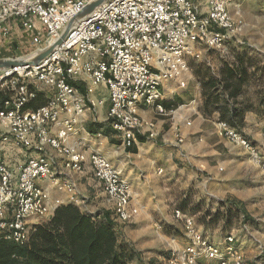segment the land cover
I'll return each instance as SVG.
<instances>
[{"label":"built area","instance_id":"1","mask_svg":"<svg viewBox=\"0 0 264 264\" xmlns=\"http://www.w3.org/2000/svg\"><path fill=\"white\" fill-rule=\"evenodd\" d=\"M97 1L0 0V51L18 30L32 49L8 58L24 60V65L0 71V239L6 242L24 246L34 227L53 217L64 204L54 191L80 204L73 178L86 163L82 146L90 135L88 111L105 104L93 98L98 87L109 91L108 122L127 149L140 136L156 139V118L174 113L163 104L165 86L186 90L189 59L201 56L198 47L219 51L243 45L233 39V15L250 0H207L206 10L198 0H110L81 17ZM48 49L53 50L44 60L30 64L31 57ZM42 91L46 103L27 109ZM142 109L154 119L141 117ZM216 131L257 156L252 142L227 122L216 123ZM8 151L26 155L17 170L10 166ZM258 160L264 169V157ZM90 162L115 208L116 222L133 221L139 209L133 206L129 181L106 156L93 152ZM174 219L185 223L189 243L172 264H245L237 237L216 244L181 210H175Z\"/></svg>","mask_w":264,"mask_h":264},{"label":"rangeland","instance_id":"2","mask_svg":"<svg viewBox=\"0 0 264 264\" xmlns=\"http://www.w3.org/2000/svg\"><path fill=\"white\" fill-rule=\"evenodd\" d=\"M233 20V39L243 45L230 44L219 51L198 47L201 56L189 59L188 84L183 93L194 100L187 105L197 107L195 74L210 72L218 77L219 70L244 60L252 77L239 101L248 102L258 115L245 120L238 130L256 147L257 156L218 137L216 122L209 121L200 137L192 140L186 151L188 159L176 160L181 170L174 169L166 176V172L159 173L161 166L157 164L151 174L147 163L135 166L139 160L144 162L143 156L129 159L147 190L144 202L137 205L140 224L117 222L121 238L134 251L129 264H172V259L187 247L185 223L174 219L175 210L192 217L206 238L216 244H223L229 235L237 237L245 264H264V169L258 160L264 157V0L245 2L239 12H234ZM23 38L21 30L14 32L0 51V59L26 55L30 48ZM12 40L15 44H9ZM59 192L60 196L67 195Z\"/></svg>","mask_w":264,"mask_h":264},{"label":"trees","instance_id":"3","mask_svg":"<svg viewBox=\"0 0 264 264\" xmlns=\"http://www.w3.org/2000/svg\"><path fill=\"white\" fill-rule=\"evenodd\" d=\"M219 71L218 77L210 72L195 74L203 88L202 112L217 111L220 121L238 131L244 125L245 112L251 109L248 102L237 100L249 86L251 70L241 60ZM44 100L39 93L27 109L37 110ZM163 104L167 111L178 108L173 103ZM119 228L110 211L89 214L74 203L61 205L48 222L34 227L24 246L0 239V264H129L134 251L121 238Z\"/></svg>","mask_w":264,"mask_h":264},{"label":"crops","instance_id":"4","mask_svg":"<svg viewBox=\"0 0 264 264\" xmlns=\"http://www.w3.org/2000/svg\"><path fill=\"white\" fill-rule=\"evenodd\" d=\"M198 3L202 6L203 10L207 9V0H198ZM6 44L7 43L4 42V45ZM9 44H15V40H12ZM28 47L30 49L26 54L32 51L30 45ZM195 80V103L197 107L187 105V103L194 100H192L189 93L186 92V94H184L183 90L178 89L176 84L170 83L165 86L164 103H173L177 105L178 108L173 110V114L170 113L167 116L156 118L158 123V137L154 140H148L145 137L140 136L139 138H144V141L138 139V143L131 148L135 149V152L131 151V149H127L123 145V140H121L118 134L113 131L108 122L110 111L109 91H107L104 86L96 89L93 98L97 100H105V104L100 108H91L88 111L85 126L90 135L86 139L87 142L82 146L86 163L83 172L75 175L73 178L76 184L75 192L77 193V198L80 200L78 207L81 208L82 211L89 214H96L105 211H110L112 213L115 212V208L109 202L102 184L93 174L90 162V156L93 152L108 157L129 181L134 192L133 206L137 209H139L137 205L140 206L144 202L147 195L145 194V191L147 190H145V188L143 189L144 184L139 180L140 175L136 173V168L133 167V165L130 167L129 159L143 156L144 162L139 160L135 162V166L138 167L139 164L147 163V171L150 173L156 171L155 165L157 164L161 166L158 170H162L163 173L166 172V176L169 175V171L174 169L181 170L177 168L179 164H177L176 160L184 161V159H188L189 155L186 151L190 148L192 140L197 139L203 133L205 123L209 121H214L216 123L221 122L220 116L217 112L207 115L203 114V88H201L200 80L197 79V77H195ZM81 91L86 93L84 88H81ZM41 93L44 95V102L46 103L47 93L44 91ZM241 96L242 95L237 98L238 101ZM232 101L233 99L230 103H232ZM40 103L42 102H39V104ZM140 115L145 120H153L155 117L154 114L147 109H142ZM257 115L258 112L250 109L245 112L244 120L249 121V118ZM189 122L191 125H188ZM177 136H180L184 140L182 144L179 142V139H177ZM6 156L10 162V166L14 170H17L22 165V162L25 161L24 158L26 155L22 151H8ZM41 184L47 186L48 182H42ZM59 193L60 192L54 191L53 196L55 198L60 197L64 202L63 205L70 204L69 196H60ZM137 218L138 216L135 220L127 224H138L140 221ZM127 224L125 223V225ZM125 229L127 230L128 226H126Z\"/></svg>","mask_w":264,"mask_h":264},{"label":"water","instance_id":"5","mask_svg":"<svg viewBox=\"0 0 264 264\" xmlns=\"http://www.w3.org/2000/svg\"><path fill=\"white\" fill-rule=\"evenodd\" d=\"M110 1V0H99L89 6L86 7V9L84 10V13L81 15V17L87 16L89 14H91L92 12H94L96 9H98L100 7L101 4ZM72 25H70L67 29V31L64 33L62 38H65L68 35L69 30L71 29ZM53 49H48L45 50L39 54H35V56L30 58V64L35 65L38 64L39 62H41L42 60H44V58L49 55L52 52ZM26 63V61L24 60H12V59H8V58H2L0 59V71L2 69H9V68H13L19 65H24Z\"/></svg>","mask_w":264,"mask_h":264}]
</instances>
